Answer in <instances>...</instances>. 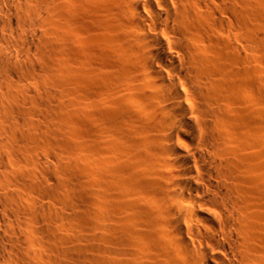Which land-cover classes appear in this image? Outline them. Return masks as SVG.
<instances>
[{
  "label": "bare ground",
  "instance_id": "obj_1",
  "mask_svg": "<svg viewBox=\"0 0 264 264\" xmlns=\"http://www.w3.org/2000/svg\"><path fill=\"white\" fill-rule=\"evenodd\" d=\"M259 15L0 0V264H264Z\"/></svg>",
  "mask_w": 264,
  "mask_h": 264
},
{
  "label": "rangeland",
  "instance_id": "obj_2",
  "mask_svg": "<svg viewBox=\"0 0 264 264\" xmlns=\"http://www.w3.org/2000/svg\"><path fill=\"white\" fill-rule=\"evenodd\" d=\"M260 17H261V18H260ZM262 18H263V20H262ZM258 20H259V21H258ZM261 22H263V23H261ZM260 23H261V24H260ZM257 26H258L257 28L259 29L258 31H259L260 33H263V34H264V16L262 17V16L259 15V16L257 17ZM259 27H260V28H259ZM261 29H262L263 31H262ZM36 34H37V33H36ZM33 37H34V36H33ZM33 37H32V38H33ZM31 40H32L33 42H35V38H34V40H33V39H31ZM260 40H263V39L261 38ZM34 51H35V50H34ZM36 53H37V51L34 52L35 58H37V57H36V56H37ZM35 58L33 59V62L37 60V59L35 60ZM259 58H261V57H257V61H256V64H257L258 66H260V64H261V63H260L261 61H260ZM258 59H259V60H258ZM261 60H262V59H261ZM32 64H33V63H32ZM34 66H35V65H34ZM35 68H37V66H36ZM38 68H39V67H38ZM33 71H34V70H33ZM36 71H39V72H40L41 70H40V68H39V69H36ZM36 85H38L37 89H38V91H39V85H40V84H36ZM47 85H49V83H47L46 86H47ZM50 86H52L53 89H55L53 85L50 84ZM48 87H49V86H48ZM35 88H36V87H35ZM46 88H47V87H46ZM37 89H35V90L37 91ZM50 89H52V88L50 87L49 90H50ZM53 89H52V90H53ZM52 90H51V91H52ZM54 91H55L56 95L54 94V99H53V100L55 101V99H56V102H57V100H59V96L57 95V94H59V93H58L59 91H57V87H56V89H55ZM56 97H57V98H56ZM41 104H42V103H41ZM72 138H73V140H74V137H72ZM72 138H71V139H72Z\"/></svg>",
  "mask_w": 264,
  "mask_h": 264
}]
</instances>
